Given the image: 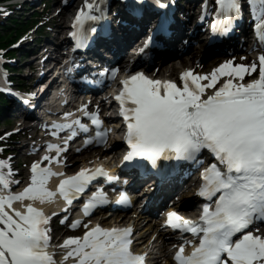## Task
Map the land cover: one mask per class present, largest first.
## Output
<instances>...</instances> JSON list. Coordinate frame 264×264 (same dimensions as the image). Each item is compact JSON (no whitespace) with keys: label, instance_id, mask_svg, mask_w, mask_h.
Instances as JSON below:
<instances>
[{"label":"snow or ice","instance_id":"obj_1","mask_svg":"<svg viewBox=\"0 0 264 264\" xmlns=\"http://www.w3.org/2000/svg\"><path fill=\"white\" fill-rule=\"evenodd\" d=\"M258 2L264 12V0ZM155 3L165 7L162 0H155ZM216 3L217 15L225 26L239 16V0H216ZM85 7L88 11H79L74 22V28L78 29L72 33L77 40L76 47H82L87 40L84 22L100 20L105 14L93 15L95 6L91 3ZM132 7L139 11L135 5ZM169 23V18L162 15L157 31L166 32ZM257 27H264V18H260ZM152 43L153 37L149 36L139 52L143 54ZM257 59L258 65H233L231 60L225 61L210 74L185 70L180 75L182 87L172 80L149 78L143 72L121 81L122 88L115 99L121 105L127 129L123 138L128 151L122 162L143 169L145 174L150 166L163 178L158 164L161 160L185 161L199 166L205 149L214 158L200 172L197 194L206 202L198 220H185L175 211L167 213L166 224L182 232H191L199 240L187 254L185 246L191 244V240L178 246L174 254L176 264H264V236L248 231L255 221H264V53ZM257 69V78L243 82L245 74ZM118 71L111 69V77L114 78ZM221 76L229 78L217 87ZM234 77H238L239 82L234 83ZM207 89L212 91L207 93ZM86 109V105L81 108L91 123L99 127L102 122L98 113H87ZM73 123L87 131L79 119ZM53 127L71 129L72 124ZM106 134V131L97 132L98 142H106ZM90 142L85 141L86 144ZM47 148L55 150L56 156L45 155L42 159L49 164L53 160L59 163L63 149L51 144ZM6 167L7 174L3 171ZM11 174L6 162L0 161V264H56L53 254L47 251L50 217L33 203L23 204V201L43 204L59 195L70 205L96 176L107 177L108 174L103 168L81 169L61 179L52 191L46 186L48 180L63 174L33 162L30 183L18 193L10 191ZM16 201L26 210L13 208ZM105 202L102 193H93L84 203V214L88 215L90 209ZM117 203H129L126 193H120ZM79 224L74 221L70 227L76 228ZM131 232L130 227L104 229L97 225L85 231L82 237L65 239L58 247L65 249L63 259L71 258L73 264H146L145 255L131 250ZM238 233L240 237L234 238Z\"/></svg>","mask_w":264,"mask_h":264},{"label":"bare ground","instance_id":"obj_2","mask_svg":"<svg viewBox=\"0 0 264 264\" xmlns=\"http://www.w3.org/2000/svg\"><path fill=\"white\" fill-rule=\"evenodd\" d=\"M66 17V13L65 12H61L59 14V16L57 17L58 19H55L56 21H64V18ZM54 20V21H55ZM140 31L136 34L135 37H137L139 35ZM194 56L195 55H192V56H189L187 58H182L180 59L179 61L175 62V63H169V64H165V65H161L159 71H158V77H167L168 76V80H172L174 82H178L179 79H180V75L183 71L185 70H189L191 69L193 72H195L196 74H200L201 72L197 71L194 67V62H193V59H194ZM203 57H201L202 59ZM180 64V66L178 67L179 68H184L182 69L183 71H176L177 68H176V64ZM36 63H34L35 65ZM37 67H39V65H37ZM166 74V75H165ZM156 76V77H157ZM68 165H71V161L68 162ZM180 196L181 198L184 199V201H190V202H193L194 201V198L192 197V195L190 194V191L188 192H183L182 190L180 191ZM173 209H179L180 206L178 204H173ZM143 219L142 216H137L136 219H133V224L136 226L137 228V231L138 233L137 236L139 235H145L146 238H147V241L150 240V237L154 234V233H157L159 235V237L163 236L162 233L160 231H158L157 229V226L152 223L151 221H148L145 223L144 222H141ZM104 222V221H103ZM145 223V224H144ZM143 225V226H142ZM157 240H154L152 243L154 244V246H158L159 249L165 253V249L164 247L160 244H157L156 243Z\"/></svg>","mask_w":264,"mask_h":264},{"label":"rangeland","instance_id":"obj_3","mask_svg":"<svg viewBox=\"0 0 264 264\" xmlns=\"http://www.w3.org/2000/svg\"><path fill=\"white\" fill-rule=\"evenodd\" d=\"M4 127H6V126H4Z\"/></svg>","mask_w":264,"mask_h":264}]
</instances>
